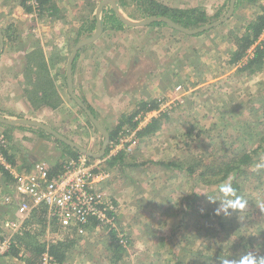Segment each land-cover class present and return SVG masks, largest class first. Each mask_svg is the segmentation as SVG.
<instances>
[{"label":"rangeland","instance_id":"rangeland-1","mask_svg":"<svg viewBox=\"0 0 264 264\" xmlns=\"http://www.w3.org/2000/svg\"><path fill=\"white\" fill-rule=\"evenodd\" d=\"M104 1H115L121 15L133 23L147 19L137 0H52L53 15L48 5L40 9L31 0H0V30L5 41L0 52L1 117L17 120L24 116L8 112L6 84L15 81L16 90L24 92L21 99L17 95L18 101L27 98L34 110L44 106L43 93L53 86L62 99L60 109L52 118L35 116L31 120L51 127L88 152L101 153L104 136L70 96L66 74L77 44L96 33L95 29L87 38L82 29L97 17ZM155 1L178 9H204L210 23L202 26L226 17L231 6V0ZM246 4L235 8L225 23L192 36L164 22L117 30L111 19L114 8L105 5L102 12L107 19L102 12L100 17L105 20L106 30L96 42L79 50L84 67L76 82L73 77L74 92L108 132L130 118L143 102H160L150 116L142 113L132 121L143 122L142 129L156 119V129L139 138V130L126 124L120 133L124 143L114 154L123 152V158L117 165L102 166L109 173L103 190L117 207L116 225L96 226L86 236L77 237L41 218L16 237L18 257L11 253L0 257V262L12 256L14 264H25L29 249L63 239L59 230L70 233L67 240L76 242L64 264H204L208 258L222 260L217 255L224 252L228 254L224 260L231 264H238L240 257L249 253L256 256L257 262L264 257V68L242 70L252 54L241 64L232 63L235 38L246 31L248 17H256L260 10L258 4L252 8ZM219 13L221 17L213 18ZM46 60L54 76L51 68H39ZM57 64L61 68L58 87L53 69ZM88 67L94 69L91 78ZM4 135L12 160L25 173L37 164L50 169L60 166L55 171L59 173L63 164L75 161L68 146L41 133V139L49 142L47 151L51 155L49 159L31 161L29 155H41L32 149L30 140ZM39 150L46 153L45 146ZM252 150L260 153L244 188L250 203L235 211L228 206L229 200L223 199L219 186H206L201 181L202 174L218 171L225 157ZM21 154L31 157L29 164L33 166L21 160ZM84 156L94 161L108 159V155ZM6 179L0 173V226L10 216L3 200ZM217 210H221L219 215ZM220 221L230 222L232 229H222ZM112 230L125 250L118 262H114ZM249 241L251 245L246 244Z\"/></svg>","mask_w":264,"mask_h":264},{"label":"built area","instance_id":"built-area-1","mask_svg":"<svg viewBox=\"0 0 264 264\" xmlns=\"http://www.w3.org/2000/svg\"><path fill=\"white\" fill-rule=\"evenodd\" d=\"M31 3L38 6L37 0H31ZM138 121L137 130H140L143 122ZM110 143L108 159L119 150L124 138L120 135ZM9 155L8 140L0 133V171L12 178L3 197L10 216L0 226V257L11 254L19 233L41 218L57 223L65 231L75 230L77 237L86 236L93 221L97 227L116 225L117 207L103 190L109 173L102 166L108 159L94 161L83 155L64 164L59 173H50L45 164H37L25 173L9 160ZM42 264H54L49 252L43 254Z\"/></svg>","mask_w":264,"mask_h":264},{"label":"trees","instance_id":"trees-1","mask_svg":"<svg viewBox=\"0 0 264 264\" xmlns=\"http://www.w3.org/2000/svg\"><path fill=\"white\" fill-rule=\"evenodd\" d=\"M125 1V0H124ZM141 6L144 7V13L145 16L144 18H151V17H166L170 20H172L174 23L177 25L183 27V28H193V27H201L202 25H205L207 23H210V17L207 15L206 11L204 9L200 8H188V9H178V8H172L166 5H163L155 0H137ZM264 0H236V8L241 6L242 4H256ZM121 2V0H120ZM38 6L40 9L45 8L47 5L48 10L51 12L50 14L53 15L55 12V6L52 3V0H37ZM126 4L125 2H122ZM121 5V4H120ZM121 5V8L124 10H127L126 7H123ZM102 15H105L104 12L101 13ZM222 13H219L215 15L213 18H219L221 17ZM97 17L91 21L87 22V24L83 27V32L82 34H85L87 38H90L94 30L97 27ZM105 19H107V15H105ZM111 19L114 21L113 25L117 30H123L125 27H130L128 23L125 21L121 20L115 11L112 10V15ZM115 19V20H114ZM105 20H102V27L103 31L106 30L105 26ZM153 24H159V22H155ZM112 25V26H113ZM235 44H236V50L233 53L232 57V63H238L243 61L245 58H247L248 51L255 46V50L253 52V56L249 57V61L247 65H245L242 70H251V72H254L256 70H263L264 68V7H262V13L257 15L256 18L248 23V26L246 28V31L242 33V35H238L235 38ZM76 61V60H75ZM74 61V64H75ZM74 66V65H73ZM42 70L47 71L49 68V64L46 61H43L42 66L39 67ZM49 74V73H48ZM67 77V74H66ZM52 90H51V89ZM46 100L41 103L42 105L48 106L53 108L54 110L58 108V106L61 105L62 99L58 95L57 89H54L53 86L48 87L47 90L43 93V97ZM160 106V102H143L139 109L130 117L123 119L120 124L117 126V128L109 132L110 133V142H113L114 140L118 139L123 127L126 124H131L133 126V129L138 127L139 121H136L132 123L136 119V117L139 114H146L151 111L158 110ZM93 113V112H92ZM94 114V113H93ZM156 119H154L151 123H149L147 126L144 128L140 129L137 132V137L139 138H144L149 136L150 134H153L154 130L156 129V124H157ZM89 123L93 125L91 120L89 119ZM23 126V128H29V129H34L35 131L41 133L45 137H53L49 133H47L45 130L33 126ZM94 126V125H93ZM6 127L9 128H15L18 126H8ZM55 138V137H53ZM57 142H59L62 145L68 146L73 152V156L75 157V160L80 158V156H83L84 153H82L79 150H76L69 145H67L65 142L60 141L59 139L55 138ZM111 149H108L106 151L105 155L110 154ZM260 151H242L241 154L235 155L234 157H225L226 160H224L219 167V170L216 172H212V170H206L205 173L202 174L201 181L204 182L206 186H219V190L222 194L223 199L226 200H234L236 197H241L243 200L247 201V205L250 203V198L248 196L245 197L244 195V188L246 187V183L249 184L250 178H248V174L251 172L250 169L255 165L254 159L256 158L257 154H259ZM123 152H119L117 155L111 156L110 159L106 161L107 165H117L118 162L121 161L123 158ZM104 155V156H105ZM9 160L15 164V162L12 160V157L9 155ZM256 160V159H255ZM64 165V164H63ZM176 166V165H175ZM59 167H56L54 169H50V173L55 174V171L59 170ZM63 167V166H62ZM4 175L7 177L6 181L9 183L12 181V178L9 174L4 173ZM221 176L219 179H215L217 177ZM214 177V179H207ZM206 178V179H205ZM263 183V182H262ZM230 186L234 190V195L233 194H228L224 191H222V187ZM209 216H206V218ZM221 228L224 229L229 227H232V224L230 222H225V221H220ZM93 226L90 230L95 229L97 226V223L92 222ZM232 229V228H231ZM59 232L62 233L63 239H59L60 241L53 242L51 244H41L40 247H33L30 250L29 255L24 258L25 264H42V257L45 252H49V254L53 257L54 259V264H64L66 261H68V251L70 248H73L75 246V240H67V234L59 230ZM72 234L75 235V230L74 232L68 231ZM0 233H1V227H0ZM68 235H71V234ZM111 235L113 236L114 243H112L114 253L116 254V260L114 262H118L122 257L121 255L125 251L123 248V245L120 243V240L116 238L117 233L112 230ZM243 241L241 239L239 242ZM249 242H246L247 245H251ZM17 244V240L15 244H13L12 248V254L16 257H18V252L15 250ZM209 250H211L210 247H208ZM219 258H223L222 260H217L215 257L214 259L208 258V262H205L204 264H221V262L228 256L227 253H219L217 255ZM231 259V258H228ZM259 264V262H257ZM177 264H181L178 262Z\"/></svg>","mask_w":264,"mask_h":264},{"label":"water","instance_id":"water-1","mask_svg":"<svg viewBox=\"0 0 264 264\" xmlns=\"http://www.w3.org/2000/svg\"><path fill=\"white\" fill-rule=\"evenodd\" d=\"M107 4H111L114 8L115 13L117 14V16L125 21L126 23H128V25L132 26V27H142L148 24H153L155 22H164L167 25H169L170 27L185 33L186 35L192 36V35H196V34H200L203 33L205 31L211 30L223 23H225L228 19L231 18V16L233 15L235 8H236V0H231V6H230V11L229 14L222 18L221 20L215 22V23H211L208 24L206 26H202L199 27L197 29H191L188 30L186 28H183L179 25H177L176 23H174L172 20L166 18V17H151L148 19H144V21L142 22H138V23H133L128 19H125L124 16L121 15V13L119 12V8L118 5L115 1H104L101 3L100 5V9L97 13V27H96V33L93 35L92 38H90L89 40L86 41H81L80 43L77 44V46L75 47L73 53L71 54L69 61H68V65H67V84H68V92L70 94V96L72 97V99L79 105V107L81 109H83L86 114L88 115L89 119L91 120V122L93 123V125L96 127V129L104 136V143H103V147H102V151L99 154H93L91 152H88L87 150L83 149L82 147H80L79 145H77L76 143H74L73 141L65 138L64 136H62L60 133H58L57 131H55L54 129H52L51 127H48L47 125L39 122V121H35V120H31V119H17V120H9L7 118H3L0 116V124L3 125H8V126H20V125H24V126H33V127H37V128H41L43 130H45L47 133H49L50 135H52L53 137L59 139L60 141L65 142L67 145H69L70 147L81 151L82 153H86L88 156H93V157H103L106 154V151L108 149V146L110 144V133L102 126V124L100 123V121L95 117V115L92 113V111L90 110V108L75 94L74 92V84H73V65H74V61L76 59V56L79 52V50L85 46H88L90 44H93L94 42H96L99 37L102 35L103 33V27H102V20L100 17V13L102 12V9L105 7V5ZM4 45H5V41H4V36L0 30V52L4 49Z\"/></svg>","mask_w":264,"mask_h":264},{"label":"crops","instance_id":"crops-1","mask_svg":"<svg viewBox=\"0 0 264 264\" xmlns=\"http://www.w3.org/2000/svg\"><path fill=\"white\" fill-rule=\"evenodd\" d=\"M259 5L260 7V10L256 12V15H259L262 13V7H264V1H261L259 3H256V4H246L245 6H249V8H252L254 7L255 5ZM112 6V5H111ZM256 17L253 18L252 17H248V23H250L251 21H253ZM248 23H247V26H248ZM247 28V27H246ZM255 50V46H253L249 51H248V54H247V57L249 56V54L253 53ZM80 54V57L78 56L76 58V61H75V64H74V67H73V77H74V81L76 82V77L77 75L82 71V67H84L83 65V56H82V53L79 52ZM253 55V54H252ZM77 62V63H76ZM242 62V61H241ZM241 62H238L236 64H241ZM54 70L56 71L55 75V85L56 87H58L57 83L59 82L58 80L61 79V68H60V65L57 64L53 66ZM51 68L50 69V74L51 76H54V71L52 70V67H49ZM90 67H88V77L91 78V72L93 73L94 69H89ZM14 70V68H13ZM93 75H96L93 74ZM95 79V78H94ZM57 80V81H56ZM93 80V79H92ZM18 81V80H17ZM5 88H6V93L10 99L8 100V109L10 113H14L16 115L17 114H22L24 116H22V119H24V117H27V118H30V119H35L33 117H37L36 119H41L42 117H54L55 116V112H57L60 108H57V109H53L51 107H48V106H42V107H39L37 110H34L32 108V106L30 105L29 101L27 98H22V100L18 101V98H17V95L18 97L21 99L20 95L24 94V92L22 90H16V86H15V81H13L11 84H6L5 85ZM62 98H63V95H62ZM63 100H65L63 98ZM20 102V104H19ZM18 104H19V107H18ZM0 109H4L3 106H0ZM17 118V116L15 117ZM0 131L4 134H7V135H10L12 136V138H16V139H19V140H30L32 142V145H33V150L36 152V154H40L41 156L35 158L34 156L32 155H29L31 157H28V158H31L30 160L33 161V160H43L42 158H46V159H49L50 155H51V152L50 151H47V147L49 146V142L47 141H44L43 139H41L42 135H40L39 132L35 131L34 129H29V128H23V126H18V127H15V128H7L6 125H3V124H0ZM45 138V137H44ZM15 140V139H14ZM42 146H45L46 148V153L43 151H40V147ZM21 160H23L25 163L29 164V159L22 155L21 154ZM24 163V164H25ZM33 163H30L29 165L30 166H33L31 165ZM107 165V164H106ZM35 167V166H33ZM1 174H3L1 171H0ZM3 176V175H2ZM8 184V183H7ZM6 184V185H7ZM12 259V256H9L7 258H4V261H1L0 264H14V261H16V259L11 260Z\"/></svg>","mask_w":264,"mask_h":264},{"label":"clouds","instance_id":"clouds-1","mask_svg":"<svg viewBox=\"0 0 264 264\" xmlns=\"http://www.w3.org/2000/svg\"><path fill=\"white\" fill-rule=\"evenodd\" d=\"M222 191L228 193V194H233L234 195V190L230 186L222 187ZM247 205V201L243 200L241 197H236L234 200L229 201V207H231L235 211H240L243 210ZM227 213V209H222ZM221 210H217V215H219V212ZM222 264H231L230 261L224 260ZM238 264H257V258L256 256L252 255L251 253L241 256ZM259 264H264V257L259 258Z\"/></svg>","mask_w":264,"mask_h":264},{"label":"flooded vegetation","instance_id":"flooded-vegetation-1","mask_svg":"<svg viewBox=\"0 0 264 264\" xmlns=\"http://www.w3.org/2000/svg\"><path fill=\"white\" fill-rule=\"evenodd\" d=\"M119 4V3H118ZM108 5H110V4H108Z\"/></svg>","mask_w":264,"mask_h":264}]
</instances>
